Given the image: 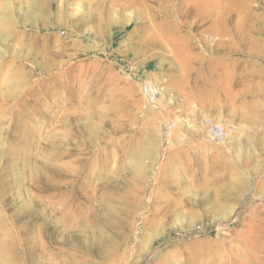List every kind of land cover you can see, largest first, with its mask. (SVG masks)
I'll return each instance as SVG.
<instances>
[{"label":"rangeland","instance_id":"1","mask_svg":"<svg viewBox=\"0 0 264 264\" xmlns=\"http://www.w3.org/2000/svg\"><path fill=\"white\" fill-rule=\"evenodd\" d=\"M0 264H264V0H0Z\"/></svg>","mask_w":264,"mask_h":264},{"label":"bare ground","instance_id":"2","mask_svg":"<svg viewBox=\"0 0 264 264\" xmlns=\"http://www.w3.org/2000/svg\"><path fill=\"white\" fill-rule=\"evenodd\" d=\"M3 18V17H2ZM191 26V25H190ZM192 28V27H191ZM57 87V88H56ZM55 88L58 90L60 88V85L56 86Z\"/></svg>","mask_w":264,"mask_h":264}]
</instances>
